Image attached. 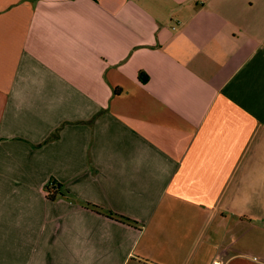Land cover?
I'll list each match as a JSON object with an SVG mask.
<instances>
[{
	"label": "crops",
	"instance_id": "crops-1",
	"mask_svg": "<svg viewBox=\"0 0 264 264\" xmlns=\"http://www.w3.org/2000/svg\"><path fill=\"white\" fill-rule=\"evenodd\" d=\"M0 264H264V0H0Z\"/></svg>",
	"mask_w": 264,
	"mask_h": 264
},
{
	"label": "trees",
	"instance_id": "trees-1",
	"mask_svg": "<svg viewBox=\"0 0 264 264\" xmlns=\"http://www.w3.org/2000/svg\"><path fill=\"white\" fill-rule=\"evenodd\" d=\"M47 189L52 190V186H48ZM108 215L112 216V217H117L118 219H121V220H124V218H125V217L120 216V215H115V214L113 215L111 212H108Z\"/></svg>",
	"mask_w": 264,
	"mask_h": 264
}]
</instances>
